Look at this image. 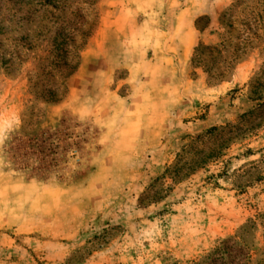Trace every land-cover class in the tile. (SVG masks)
I'll return each mask as SVG.
<instances>
[{
    "label": "rangeland",
    "instance_id": "1",
    "mask_svg": "<svg viewBox=\"0 0 264 264\" xmlns=\"http://www.w3.org/2000/svg\"><path fill=\"white\" fill-rule=\"evenodd\" d=\"M0 264H264V0H0Z\"/></svg>",
    "mask_w": 264,
    "mask_h": 264
}]
</instances>
